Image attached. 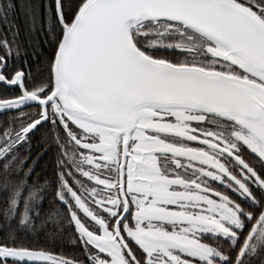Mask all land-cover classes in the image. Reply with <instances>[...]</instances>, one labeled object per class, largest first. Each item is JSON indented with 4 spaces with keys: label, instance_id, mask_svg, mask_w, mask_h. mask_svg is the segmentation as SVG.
Returning <instances> with one entry per match:
<instances>
[{
    "label": "snow or ice",
    "instance_id": "snow-or-ice-1",
    "mask_svg": "<svg viewBox=\"0 0 264 264\" xmlns=\"http://www.w3.org/2000/svg\"><path fill=\"white\" fill-rule=\"evenodd\" d=\"M0 264H264V0H0Z\"/></svg>",
    "mask_w": 264,
    "mask_h": 264
}]
</instances>
